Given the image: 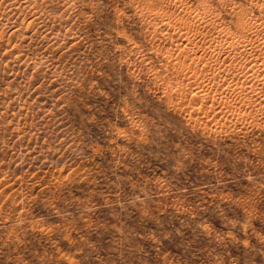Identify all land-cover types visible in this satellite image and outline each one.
Wrapping results in <instances>:
<instances>
[{"label": "rangeland", "instance_id": "rangeland-1", "mask_svg": "<svg viewBox=\"0 0 264 264\" xmlns=\"http://www.w3.org/2000/svg\"><path fill=\"white\" fill-rule=\"evenodd\" d=\"M263 49L264 0H0V264H264Z\"/></svg>", "mask_w": 264, "mask_h": 264}, {"label": "bare ground", "instance_id": "bare-ground-1", "mask_svg": "<svg viewBox=\"0 0 264 264\" xmlns=\"http://www.w3.org/2000/svg\"><path fill=\"white\" fill-rule=\"evenodd\" d=\"M247 45V44H246ZM256 50H257V48H256ZM264 50V49H263ZM231 52H232V50H231ZM261 62V61H260ZM196 71H197V69H196ZM254 71V70H253Z\"/></svg>", "mask_w": 264, "mask_h": 264}]
</instances>
